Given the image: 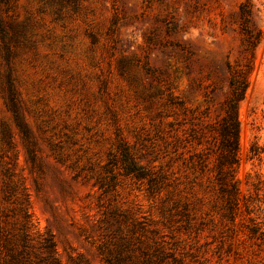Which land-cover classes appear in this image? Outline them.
Returning <instances> with one entry per match:
<instances>
[{"label":"rangeland","instance_id":"374dc122","mask_svg":"<svg viewBox=\"0 0 264 264\" xmlns=\"http://www.w3.org/2000/svg\"><path fill=\"white\" fill-rule=\"evenodd\" d=\"M244 1L0 0V264H264V0L254 52ZM229 62L251 67L233 222Z\"/></svg>","mask_w":264,"mask_h":264},{"label":"trees","instance_id":"16d2710c","mask_svg":"<svg viewBox=\"0 0 264 264\" xmlns=\"http://www.w3.org/2000/svg\"><path fill=\"white\" fill-rule=\"evenodd\" d=\"M240 26L245 35L247 50L254 52L261 39V29L255 25V9L252 0H245L239 7ZM0 31L2 28L0 26ZM230 94L224 104V114L217 121L219 132V160L215 167L214 181L217 195L220 198L219 212L223 219L233 222L240 207V189L235 177L234 166L238 163L240 119L239 107L246 97L250 86L251 67H237L228 63ZM255 154H258L256 152ZM123 155L127 163V171L135 170V162L129 151L124 150ZM202 168H206V160L200 159ZM256 227H249L252 237L264 240V234Z\"/></svg>","mask_w":264,"mask_h":264}]
</instances>
